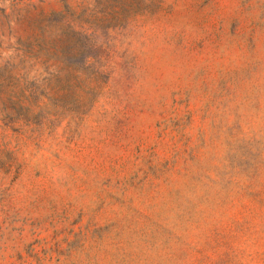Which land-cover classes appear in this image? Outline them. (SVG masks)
Wrapping results in <instances>:
<instances>
[{"label":"rangeland","instance_id":"374dc122","mask_svg":"<svg viewBox=\"0 0 264 264\" xmlns=\"http://www.w3.org/2000/svg\"><path fill=\"white\" fill-rule=\"evenodd\" d=\"M0 9V264H264V0Z\"/></svg>","mask_w":264,"mask_h":264},{"label":"trees","instance_id":"16d2710c","mask_svg":"<svg viewBox=\"0 0 264 264\" xmlns=\"http://www.w3.org/2000/svg\"><path fill=\"white\" fill-rule=\"evenodd\" d=\"M15 8H18L19 7V3H15L13 4ZM0 12H2L3 14L6 12V10H3V9H0Z\"/></svg>","mask_w":264,"mask_h":264}]
</instances>
